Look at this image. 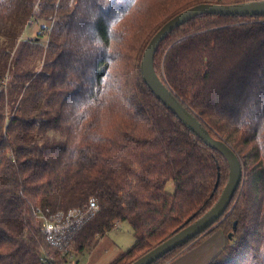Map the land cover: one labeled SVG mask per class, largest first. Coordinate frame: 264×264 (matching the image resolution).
Instances as JSON below:
<instances>
[{
    "label": "trees",
    "instance_id": "1",
    "mask_svg": "<svg viewBox=\"0 0 264 264\" xmlns=\"http://www.w3.org/2000/svg\"><path fill=\"white\" fill-rule=\"evenodd\" d=\"M263 1L0 0V264H66L121 223L136 244L110 264H134L208 214L229 164L156 98L142 60L191 8ZM39 21L50 30L23 42ZM154 62L210 135L239 154L245 181L225 221L153 264L217 231L227 244L209 264H264V14L193 19ZM91 199L98 214L64 249L48 244L36 209L68 211Z\"/></svg>",
    "mask_w": 264,
    "mask_h": 264
},
{
    "label": "water",
    "instance_id": "2",
    "mask_svg": "<svg viewBox=\"0 0 264 264\" xmlns=\"http://www.w3.org/2000/svg\"><path fill=\"white\" fill-rule=\"evenodd\" d=\"M263 14L264 1L233 6L203 4L191 8L189 11L175 17L159 31V34L154 37L148 45L141 66V73L145 83L156 98L162 102L190 132H193L207 146L219 152L226 159L230 167V180L224 189L223 196L208 214L195 221L194 224L182 230L176 236L167 240L165 244L155 248L150 253L137 260L134 264H153L163 259L169 252L189 244L194 241L195 238L210 231L211 228L217 227L219 225L217 223L223 221L233 211L232 209L227 213L237 191L240 187L242 188L245 181L244 165L241 162L239 154H237L225 140L218 141L214 139L209 131L203 127V124L198 120L197 116L184 106L177 95H175L156 74L154 58L160 48V44L174 33L175 29L189 23V21L193 19L204 17V15L249 17ZM229 238H232L231 235H229Z\"/></svg>",
    "mask_w": 264,
    "mask_h": 264
},
{
    "label": "rangeland",
    "instance_id": "3",
    "mask_svg": "<svg viewBox=\"0 0 264 264\" xmlns=\"http://www.w3.org/2000/svg\"><path fill=\"white\" fill-rule=\"evenodd\" d=\"M50 28L51 25L44 21H39V23L36 22L33 24L31 23L28 30L23 35V42L39 39L40 33H44L45 30H50ZM46 43L47 37L42 39V44ZM51 136L54 140L63 139V136L60 133H53ZM174 190V183L170 182L167 185L166 191L168 193H173ZM225 219L223 221H225ZM95 243L96 244L91 248V250L86 251L82 255L81 264H110L117 259L121 253L132 248L136 244L133 229L127 223L117 225L115 230L107 233L102 238H98ZM210 243H216V246H225V244H227V239L221 231H217L213 233L207 241L199 246H208ZM73 260L76 262L77 258H74Z\"/></svg>",
    "mask_w": 264,
    "mask_h": 264
},
{
    "label": "built area",
    "instance_id": "4",
    "mask_svg": "<svg viewBox=\"0 0 264 264\" xmlns=\"http://www.w3.org/2000/svg\"><path fill=\"white\" fill-rule=\"evenodd\" d=\"M98 212L99 205L94 199H91L87 206L75 207L68 211L51 212L49 209H36V215L47 243L59 250L64 249L73 235L90 222ZM73 259L68 257L66 264H78Z\"/></svg>",
    "mask_w": 264,
    "mask_h": 264
},
{
    "label": "crops",
    "instance_id": "5",
    "mask_svg": "<svg viewBox=\"0 0 264 264\" xmlns=\"http://www.w3.org/2000/svg\"><path fill=\"white\" fill-rule=\"evenodd\" d=\"M212 244L208 246H197L191 251H186L181 254L177 259L167 264H209L213 258H215L219 252L223 250L225 246ZM82 255L77 257L78 264H81Z\"/></svg>",
    "mask_w": 264,
    "mask_h": 264
}]
</instances>
